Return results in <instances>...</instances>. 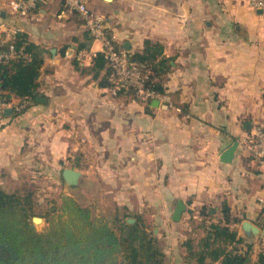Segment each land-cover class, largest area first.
<instances>
[{
  "label": "crops",
  "instance_id": "crops-1",
  "mask_svg": "<svg viewBox=\"0 0 264 264\" xmlns=\"http://www.w3.org/2000/svg\"><path fill=\"white\" fill-rule=\"evenodd\" d=\"M90 4L105 16L124 49L141 50L146 38L164 44L171 69L162 80L182 110L158 99L114 94L92 71L64 57V44L89 37L84 49L97 52L101 41L61 0L39 4L20 18L10 13L8 0H0V22L20 25L45 48L37 77L45 101L29 104L14 117L0 114V174L15 175L45 161L80 169L84 183H100L120 216L151 219L155 234L163 231L157 236L166 240L164 251L175 264L182 261L183 242L204 206L221 215L226 200L232 214L242 218L239 234L247 236L241 224L249 219L263 235L258 220L263 217L264 163L240 143L231 161H222L221 154L264 122V12L247 0ZM179 199L186 207L173 220Z\"/></svg>",
  "mask_w": 264,
  "mask_h": 264
},
{
  "label": "trees",
  "instance_id": "trees-1",
  "mask_svg": "<svg viewBox=\"0 0 264 264\" xmlns=\"http://www.w3.org/2000/svg\"><path fill=\"white\" fill-rule=\"evenodd\" d=\"M87 40L90 38L85 37L78 44H64L63 54L70 44L78 49L88 47ZM14 41L17 46H24L27 56L1 63L0 95L6 99L29 96L31 104L41 93L37 77L44 63L45 48L30 40L24 31ZM131 54L149 69L147 85L166 91L162 79L171 69V60L164 54V44L146 38L143 48ZM72 60L84 70L92 71L100 86L112 87V69L102 51H97L89 65ZM120 92L136 96L130 86L117 93ZM26 108L14 109L9 116H17ZM0 114L8 115L5 111ZM220 211V219L206 222L204 217L211 213L202 207L201 226L205 233L197 243L192 237L183 242L186 247L183 258L194 259L196 264H264V240H260V250L253 258L255 243L239 234L242 218L232 214L226 200ZM261 211L264 218V207ZM36 214L46 219L43 229L32 220ZM258 223L264 229V224L259 220ZM150 224L144 216L128 221L127 214L120 216L116 209L97 216L91 205L82 204L67 192L50 199L47 209L38 210L34 190L10 191L0 184V264H166L167 253Z\"/></svg>",
  "mask_w": 264,
  "mask_h": 264
},
{
  "label": "built area",
  "instance_id": "built-area-1",
  "mask_svg": "<svg viewBox=\"0 0 264 264\" xmlns=\"http://www.w3.org/2000/svg\"><path fill=\"white\" fill-rule=\"evenodd\" d=\"M49 0H8L10 13L15 18L27 15L33 8ZM69 11H75L80 15L90 36L101 41V50L107 60V64L112 69L111 80L113 85L111 91L116 94L123 87H133L136 97L141 101L158 99L162 101L165 107H173L182 110L175 105L171 95L167 92L157 91L147 85L149 78V69L145 64L132 57L129 50L121 47L114 35L107 26L105 16L95 10L90 0H61ZM255 9H262L264 12V0H247ZM23 31L22 27L16 23L0 22V65L2 62L11 58L25 57L27 53L24 46H17L15 38L19 32ZM4 44L6 47H4ZM97 52H89L86 49H78L74 44H70L65 52L64 57L77 59L86 62L92 59ZM31 98H3L0 95V113L6 108L12 110H22L26 108ZM239 143L245 151L251 156L264 163V122L256 123L248 132L242 135ZM264 206V199H261Z\"/></svg>",
  "mask_w": 264,
  "mask_h": 264
},
{
  "label": "rangeland",
  "instance_id": "rangeland-1",
  "mask_svg": "<svg viewBox=\"0 0 264 264\" xmlns=\"http://www.w3.org/2000/svg\"><path fill=\"white\" fill-rule=\"evenodd\" d=\"M71 15L78 20L81 19L80 15L75 11L72 12ZM62 169V166H56L45 161L43 166H39L38 168L29 166L28 168H23L22 170L18 171L15 175H7L6 173L0 174V184L10 191H26L27 189L34 190L38 210L47 209L50 199L58 198L62 192L68 193L69 189L82 204L91 205L93 213L97 216L106 215V213L115 210V203L113 202L112 198H109V195H107L103 189H101L100 183H84V179L80 177L78 181L79 183H77V185L68 186L62 178ZM220 217L221 215L215 214L214 212L204 218L207 219L206 222H209L213 219L218 220ZM144 218L148 220V222L150 221V228H152V220L147 219V216H144ZM201 222V218H194L191 222V230L187 232V238L192 237L195 243H197L200 237H202L205 233V229L203 226H201ZM259 222L264 224V218L259 219ZM46 225L47 222L44 218L43 222L38 224L37 227L39 229H43ZM162 233L163 231H158L156 235ZM262 234L263 235L257 234L250 237L255 243L253 258L256 257L258 244L262 242H260V240H264V229ZM166 243V240L161 236L160 244L163 248L167 245ZM166 264H175V261L172 257L167 255ZM176 264L196 263L194 259L185 260L183 258L182 261Z\"/></svg>",
  "mask_w": 264,
  "mask_h": 264
},
{
  "label": "water",
  "instance_id": "water-1",
  "mask_svg": "<svg viewBox=\"0 0 264 264\" xmlns=\"http://www.w3.org/2000/svg\"><path fill=\"white\" fill-rule=\"evenodd\" d=\"M258 11L263 12L262 9H258ZM53 51H55V48H53ZM36 100L45 101V97L42 95H38L36 97ZM12 111L13 110L10 107L5 109V113H7V114H11ZM245 127L248 129L251 127V121L250 120L245 121ZM238 145H239V140L237 139L222 152L221 160L225 161V162L231 161L235 155V151H236ZM81 174H82V171L78 168H75V167L67 166V167H64L62 169V176L65 180V183L68 186H70L72 184H76L79 181ZM185 207H186V205L183 202V200L179 199L176 206H175L174 212L172 214V219L173 220H179L182 216L183 211L185 210ZM32 220L36 225H38L39 223L37 220H44V217L36 214V215H33ZM134 220H135L134 217H128V221L133 222ZM241 228H242L244 234L249 236V237H251L253 235H257L260 232V227L249 219L243 220V222L241 224Z\"/></svg>",
  "mask_w": 264,
  "mask_h": 264
},
{
  "label": "bare ground",
  "instance_id": "bare-ground-1",
  "mask_svg": "<svg viewBox=\"0 0 264 264\" xmlns=\"http://www.w3.org/2000/svg\"><path fill=\"white\" fill-rule=\"evenodd\" d=\"M39 224H41L43 222V220H37Z\"/></svg>",
  "mask_w": 264,
  "mask_h": 264
}]
</instances>
